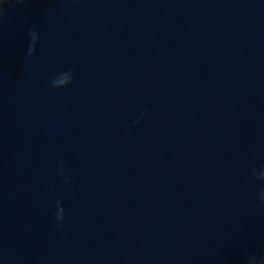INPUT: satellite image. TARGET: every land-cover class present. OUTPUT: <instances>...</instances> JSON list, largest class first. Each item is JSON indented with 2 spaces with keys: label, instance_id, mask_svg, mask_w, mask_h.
I'll list each match as a JSON object with an SVG mask.
<instances>
[{
  "label": "water",
  "instance_id": "1",
  "mask_svg": "<svg viewBox=\"0 0 264 264\" xmlns=\"http://www.w3.org/2000/svg\"><path fill=\"white\" fill-rule=\"evenodd\" d=\"M0 264H264V126L210 0H0Z\"/></svg>",
  "mask_w": 264,
  "mask_h": 264
}]
</instances>
